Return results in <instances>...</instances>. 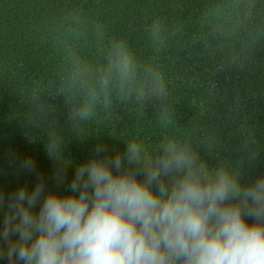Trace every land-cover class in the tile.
Returning <instances> with one entry per match:
<instances>
[{"label": "trees", "instance_id": "1", "mask_svg": "<svg viewBox=\"0 0 264 264\" xmlns=\"http://www.w3.org/2000/svg\"><path fill=\"white\" fill-rule=\"evenodd\" d=\"M133 140L264 177V0H0V193L73 195L77 166Z\"/></svg>", "mask_w": 264, "mask_h": 264}, {"label": "clouds", "instance_id": "2", "mask_svg": "<svg viewBox=\"0 0 264 264\" xmlns=\"http://www.w3.org/2000/svg\"><path fill=\"white\" fill-rule=\"evenodd\" d=\"M122 64L127 70L130 58ZM64 144L50 136L49 154L60 159ZM126 145L123 156L77 166L73 195L45 196L42 180L31 191L0 193V262L264 264V177L241 185L228 168L209 167L176 140L154 155L136 140Z\"/></svg>", "mask_w": 264, "mask_h": 264}]
</instances>
